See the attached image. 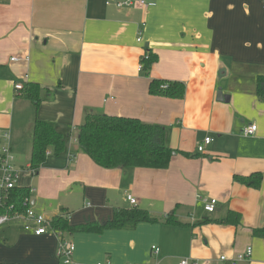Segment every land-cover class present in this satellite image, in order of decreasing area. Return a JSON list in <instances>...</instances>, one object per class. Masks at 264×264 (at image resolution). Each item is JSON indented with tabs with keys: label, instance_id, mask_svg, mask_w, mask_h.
I'll return each mask as SVG.
<instances>
[{
	"label": "crops",
	"instance_id": "0c3cea01",
	"mask_svg": "<svg viewBox=\"0 0 264 264\" xmlns=\"http://www.w3.org/2000/svg\"><path fill=\"white\" fill-rule=\"evenodd\" d=\"M145 1L154 5L0 0V154L6 147L16 187L28 188L30 206L48 218L64 208L70 224L104 223L113 208L137 207L159 220L64 235L75 245L69 264H221V255L248 246L251 256L237 264H264V241L252 233L264 225V101L255 95V78L264 75V0ZM146 50L156 55L148 73L139 69ZM153 79L183 83V97L150 94ZM16 83L38 84L37 108ZM218 87L227 101H217ZM88 112L164 127L175 150L168 167L96 165L77 150ZM36 119L69 137L61 155L49 153L31 173ZM250 123L256 132L245 137ZM204 137L212 140L197 152ZM254 172L262 174L257 189L233 182ZM212 197L215 208L206 212L203 200ZM229 211L239 224L216 222ZM169 215L180 225L164 223ZM0 227V264H65L54 234L34 235L22 221Z\"/></svg>",
	"mask_w": 264,
	"mask_h": 264
},
{
	"label": "trees",
	"instance_id": "16d2710c",
	"mask_svg": "<svg viewBox=\"0 0 264 264\" xmlns=\"http://www.w3.org/2000/svg\"><path fill=\"white\" fill-rule=\"evenodd\" d=\"M147 58H141L142 70L148 73L156 61V55L146 50ZM165 84V87L162 85ZM184 85L178 81L151 80L149 93L180 99L184 95ZM25 98L32 101L37 108L41 101L40 88L36 83L25 84L22 88ZM255 95L264 101V75L255 78ZM69 135L61 131L54 124L36 119L31 131V148L29 169L35 173L46 160L50 153L59 156L65 151ZM77 150L86 154L96 165L103 168H167L175 150L166 142V130L157 124L142 122L137 118L109 116L102 113L88 112L82 124L77 128ZM185 156L191 154L179 151ZM233 182L250 188H259L262 174L254 172L249 175H233ZM30 190L25 187H14L9 190L7 205H12L8 213L14 211L23 213L28 206L25 199L29 200ZM7 210H0L5 213ZM69 212L61 209V213L50 218L51 228L64 235L74 233H101L108 229L131 230L139 222H159L147 210L137 207L113 208L112 217L104 223L96 221L70 224ZM164 223L180 225L171 215L163 220ZM216 222L237 225L240 222L238 213L229 211L224 219ZM254 236L264 241V225L252 230ZM15 264V263H13Z\"/></svg>",
	"mask_w": 264,
	"mask_h": 264
},
{
	"label": "built area",
	"instance_id": "2783aa9c",
	"mask_svg": "<svg viewBox=\"0 0 264 264\" xmlns=\"http://www.w3.org/2000/svg\"><path fill=\"white\" fill-rule=\"evenodd\" d=\"M113 2L117 8L122 7H133L139 6L143 8H148L154 5L152 1H145V0H106V4ZM141 34V31H139ZM138 41L140 38L137 39ZM144 58H147V55H144ZM27 59V57H25ZM17 60V59H12ZM139 69H142V64H139ZM165 84L162 85V87ZM23 85L21 83H16L14 85V89L16 91H22ZM256 132V125L254 123L247 124L241 129V133L245 137H249L254 135ZM4 137H7L5 134ZM210 137H204L201 143L197 144L196 150L197 152H202L204 150V146L211 142ZM32 173L33 170L29 169ZM18 176V170L12 164V157L8 154V150L6 147L3 148L2 154H0V210H7L5 213H0V226L8 223V222H23V229L25 231H31L34 235H43L45 233H52L58 239V245L56 250V256L60 259L63 263L69 264L72 262V255L75 251V245L73 242L65 239L61 233L54 231L50 226V218L46 217L42 213L35 211L31 206H28L23 213L15 212L10 214L8 213L9 209H12V205H7V198L10 189L16 187V180ZM126 199L130 205L135 206L136 200L135 198L127 194ZM28 199H25V205L28 204ZM203 208L206 212H212L215 208L216 199L215 198H208L204 199ZM154 251L157 252L158 249L155 247ZM252 249L251 247H246L244 252L238 253L233 257H227L225 255H221L219 257V261L221 264H237L239 261L247 259L251 256ZM102 264V263H96ZM178 264H200L199 261L193 258H183L181 259Z\"/></svg>",
	"mask_w": 264,
	"mask_h": 264
},
{
	"label": "water",
	"instance_id": "95a60500",
	"mask_svg": "<svg viewBox=\"0 0 264 264\" xmlns=\"http://www.w3.org/2000/svg\"><path fill=\"white\" fill-rule=\"evenodd\" d=\"M216 99H217V101H223V100L227 101L229 99V97L226 95H223L221 92V89L218 88L217 93H216Z\"/></svg>",
	"mask_w": 264,
	"mask_h": 264
},
{
	"label": "rangeland",
	"instance_id": "374dc122",
	"mask_svg": "<svg viewBox=\"0 0 264 264\" xmlns=\"http://www.w3.org/2000/svg\"><path fill=\"white\" fill-rule=\"evenodd\" d=\"M221 82H222V81H221ZM218 88H219V87H218ZM49 211H50V209H46V208H45V209H43V212H45L46 214H50V212H49ZM2 228H3V227H2ZM0 229H1V227H0Z\"/></svg>",
	"mask_w": 264,
	"mask_h": 264
}]
</instances>
